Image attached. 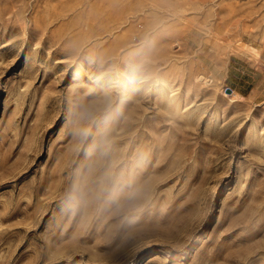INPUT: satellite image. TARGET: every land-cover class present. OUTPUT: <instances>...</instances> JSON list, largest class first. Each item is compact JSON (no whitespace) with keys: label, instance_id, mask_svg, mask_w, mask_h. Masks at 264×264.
<instances>
[{"label":"rangeland","instance_id":"374dc122","mask_svg":"<svg viewBox=\"0 0 264 264\" xmlns=\"http://www.w3.org/2000/svg\"><path fill=\"white\" fill-rule=\"evenodd\" d=\"M100 85L155 186L120 254L126 225L54 205L83 159L70 114ZM0 264H264V0H0Z\"/></svg>","mask_w":264,"mask_h":264},{"label":"clouds","instance_id":"9594fccd","mask_svg":"<svg viewBox=\"0 0 264 264\" xmlns=\"http://www.w3.org/2000/svg\"><path fill=\"white\" fill-rule=\"evenodd\" d=\"M151 44L148 37L142 40L141 51L136 53L139 59L130 65L133 79L145 70L147 56L143 49ZM125 102L126 97L117 100L111 88L104 85L80 98L70 114V136L83 159L62 199L54 202L55 209L70 219L86 221L104 212L113 228L126 225L127 231L113 254L134 248L145 233L142 214L155 190L151 177L143 175L149 154L139 151L126 160L115 147L111 126L123 116ZM64 121L68 122L65 116Z\"/></svg>","mask_w":264,"mask_h":264},{"label":"water","instance_id":"95a60500","mask_svg":"<svg viewBox=\"0 0 264 264\" xmlns=\"http://www.w3.org/2000/svg\"><path fill=\"white\" fill-rule=\"evenodd\" d=\"M226 90L229 91V88H227Z\"/></svg>","mask_w":264,"mask_h":264},{"label":"bare ground","instance_id":"6f19581e","mask_svg":"<svg viewBox=\"0 0 264 264\" xmlns=\"http://www.w3.org/2000/svg\"><path fill=\"white\" fill-rule=\"evenodd\" d=\"M240 96V95H239Z\"/></svg>","mask_w":264,"mask_h":264}]
</instances>
